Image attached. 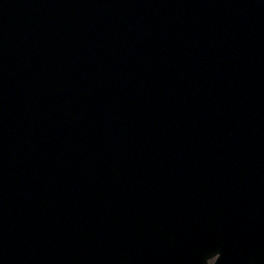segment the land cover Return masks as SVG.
Returning <instances> with one entry per match:
<instances>
[{
    "label": "water",
    "instance_id": "obj_1",
    "mask_svg": "<svg viewBox=\"0 0 264 264\" xmlns=\"http://www.w3.org/2000/svg\"><path fill=\"white\" fill-rule=\"evenodd\" d=\"M114 2L0 0V146L11 155L0 154V264H208L214 258V264H264V204L258 211L252 205L264 191V90L245 105L246 88L240 90L226 106L233 110L225 113L231 124L214 111L209 124L201 121L199 137L184 142L176 130L194 122V113L177 103L184 96L174 90L191 94L187 81L172 84L164 70L155 84L137 76V83L122 87V79L101 83L92 68L85 72L86 34L95 28L84 29L82 19L94 7L113 12ZM174 15L187 19L178 10ZM208 21L195 18L212 32ZM225 32L237 43L241 24L230 23ZM263 39L253 42L262 78ZM39 74L44 87L31 89L35 106L25 111L17 100L21 82ZM65 81L80 89L82 124L61 113ZM125 90L135 94L126 98ZM123 99L133 106L123 128L137 140L132 144L119 139L104 114L110 102ZM136 120L141 134L132 131ZM226 154L235 164L222 158ZM11 162L32 170L21 175L18 190L10 171L2 170ZM193 193L204 202L205 220L191 204ZM246 240L251 244L243 248Z\"/></svg>",
    "mask_w": 264,
    "mask_h": 264
},
{
    "label": "bare ground",
    "instance_id": "obj_2",
    "mask_svg": "<svg viewBox=\"0 0 264 264\" xmlns=\"http://www.w3.org/2000/svg\"><path fill=\"white\" fill-rule=\"evenodd\" d=\"M114 1L113 10H109L113 12L94 7L97 11L82 19L84 29L95 28L86 34L90 48L85 45L91 56L81 59L88 69L85 72L89 73L92 68L93 76L101 83H109L115 78L122 79V87L127 83H137V76L143 78L146 84H155V79L159 77V73H165L164 70H169L166 80L172 84L178 86L177 83L187 81L186 88L191 94H184L180 88L174 90L175 95L184 96L177 103L183 102L181 104L188 107V111L191 110L194 113L192 115L195 116L189 115L194 122L187 128L176 130L184 142H192L199 137V132L201 133V129L205 127L201 121L209 124L215 117L227 125L231 124L230 117L225 113L231 115L233 110L226 106H231L228 101L232 102L240 90L246 88L243 94L248 97L243 99L244 105L254 101L257 96L255 94L264 90V78L258 70L259 59H256L258 51L253 49L254 40L264 38V0H140L137 3H128L126 0ZM195 6L198 8L194 9ZM176 10L181 11L188 20L175 19ZM196 17L210 19L209 27L215 30L208 32L206 24L197 25ZM237 22L241 24L242 31L237 35L239 40L237 43L244 47L241 54L234 49L230 51L226 46L230 44L233 48H238L237 43L232 40L231 33L225 37L227 26ZM170 25L173 26L172 29ZM163 27L167 30L159 33L160 28ZM245 30H248L252 36L245 37L243 34ZM218 38L223 39L222 42L225 44L216 46L215 43L219 42ZM201 40H208L209 43L200 45L203 49L195 48ZM83 41L77 40L82 43ZM176 42H178L177 49L169 51V45ZM261 44H264V39ZM40 76V74L30 76L25 82H21L24 91L17 94V100L24 106L25 111L35 106L31 89L44 87ZM181 77L185 79L183 82ZM65 83V85L60 84L59 87L61 113L74 123L82 124L80 108L76 107L80 89L72 91L69 82L65 81ZM99 85H95L92 91H97ZM124 92L126 98L130 94H135L134 90ZM156 102L159 101L156 99ZM83 106L90 105L84 103ZM207 107L211 109L207 110ZM132 109L133 106H129L125 100L117 103L112 101L105 107L104 112L113 124L112 131L121 141L131 144L137 140L133 141L132 132L125 133L123 128L127 125ZM214 111L217 115L213 117ZM148 114L153 116L152 113ZM133 125L132 131L141 134L137 128L140 122L136 120ZM4 129L6 132L10 130L8 127ZM66 131L72 133L67 129ZM94 150L101 152L99 148ZM0 154L5 159L11 158L6 147L0 146ZM227 157L226 154V157L222 158L226 160ZM228 158L231 164H235L233 159ZM3 165L5 164H1ZM6 167L7 169L2 170L10 171L11 179L15 180L12 183L16 190L24 184L21 175L23 173L29 175L32 171L26 165L16 166L14 162ZM2 183L0 181V184ZM190 198L191 204L198 208L197 215L205 220L201 208L204 202L194 193ZM21 200L18 195L16 201ZM258 200L262 201V204H259ZM165 204L170 203L164 201L163 205ZM263 204L264 191L257 195L256 201L252 202L256 210ZM172 205L174 210L178 211V205ZM246 241L248 245L244 244L243 248H248L251 244L250 241ZM116 244L122 246L121 243Z\"/></svg>",
    "mask_w": 264,
    "mask_h": 264
}]
</instances>
